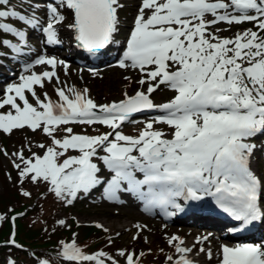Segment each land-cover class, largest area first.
<instances>
[{
  "label": "snow or ice",
  "instance_id": "6c2138e0",
  "mask_svg": "<svg viewBox=\"0 0 264 264\" xmlns=\"http://www.w3.org/2000/svg\"><path fill=\"white\" fill-rule=\"evenodd\" d=\"M124 8L122 0H19V7L0 0V61L25 58L15 81L0 82V110L8 109L0 111V132L11 135L27 128L50 139L36 145L42 155L30 151L31 143L26 145L27 156L25 147L12 153L0 149L17 171L19 194L32 199L33 192L24 185H43L39 198L51 195L54 202L71 207L81 194L102 187L106 201L124 204L122 194H132L143 202L144 212L154 215L159 208L165 217L185 212V202L212 197L238 222L233 231L264 221V170L254 163V141L264 135V0H140L117 61L121 69L140 73L139 87L104 104L96 103L87 88L66 92L58 70L68 74L71 69L66 60L49 54L48 47L67 41L91 56L103 55L121 43L117 37ZM13 20L16 23L9 22ZM245 24L251 27H242ZM233 27L240 30L222 35ZM37 66L39 71L34 70ZM124 79L132 82L128 76ZM48 83H54L57 101L47 91L43 99L38 94L37 87L43 90ZM161 88L174 95L156 103L152 97ZM148 110L160 115L143 121L134 135L121 130L134 114ZM74 126L110 131L96 127V134L76 133ZM7 176L11 181V173ZM8 211L14 215L0 214V223L14 224L24 215ZM55 223L71 227L66 219ZM89 226L109 232L98 221ZM133 227V241L151 243L143 235L150 231L148 225L137 222ZM162 227L171 250L165 254L159 249L164 264H201L202 255L210 264L211 234L196 236L189 244L185 237L169 234L167 224ZM16 236L13 230L0 246L26 252L31 264H143L152 253L151 248L89 253L78 243L77 233L70 242L60 240L56 248L37 251ZM105 243L114 244L111 235ZM216 256L219 264H264V242L222 243ZM7 264L17 261L9 257Z\"/></svg>",
  "mask_w": 264,
  "mask_h": 264
},
{
  "label": "rangeland",
  "instance_id": "374dc122",
  "mask_svg": "<svg viewBox=\"0 0 264 264\" xmlns=\"http://www.w3.org/2000/svg\"><path fill=\"white\" fill-rule=\"evenodd\" d=\"M12 4L16 5L19 7V0H11ZM122 2L125 4V8L122 10V13H120V18L122 21V30L119 35L120 38H122L125 34V19L128 17L129 13L131 12V7H133V3H135L133 0H122ZM12 23H16V21H9ZM221 27H226V25H221ZM242 27H251L249 24H245ZM239 27H233L231 32H223L222 35L224 36H231L233 35L234 32L239 31ZM5 38L8 39H13L15 42V38L6 35ZM33 41L35 40L34 38H31ZM64 46L68 47V43L65 42ZM125 47V46H124ZM123 47V48H124ZM56 48V47H55ZM122 48V49H123ZM121 49V50H122ZM9 49L5 48L3 51L7 52ZM121 50L119 52V58L121 55ZM65 53L66 50H61L58 49V54L57 55L59 58L64 59L67 61L69 64V67L71 69L70 73L66 74L64 70L61 68L58 70V75L60 77L61 81H64L65 83L63 84V87L65 88V91L67 92L68 88L74 87L77 90H82L84 88L89 89L88 95L98 104H104V103H110L114 100H119L123 98V92L128 91L129 94H132L136 88L139 87V85L136 83L138 79L140 78V73H138L135 70H128V69H121L120 67L116 66L117 63H107L104 66L100 67H86L84 65H80L76 63L72 59H67L65 58ZM118 58V59H119ZM25 59V58H24ZM6 62V67L10 68H18L22 67L21 64H18L16 61H11L9 58L3 59ZM11 65V66H9ZM93 70L96 73H99V75H93V72L90 71ZM34 70L39 71V67H36ZM9 74H11L9 72ZM20 72L18 73V75ZM8 75V74H7ZM125 76H128L131 78V83L126 81L124 79ZM18 76L14 77L17 78ZM11 78V77H10ZM16 80V79H14ZM2 86V84H0ZM47 91L49 97L53 101L58 100V96L54 91V83H48L46 85V88L41 90L37 87V92L40 94L41 98L43 99V92ZM28 95V98L30 102L35 103L34 98L31 97L30 94L26 93ZM174 93L172 91H169L168 89L161 88L158 90L154 95L153 99L156 103H162L168 100L170 97H172ZM8 109H2L0 111H7ZM160 115L159 112L153 111V110H148L144 111L142 113L134 114L131 118L130 121L125 122L122 126V131L126 134H131L134 135L136 134L137 130L143 127V121L152 119L156 116ZM99 127L100 132H107L110 131L106 127H100V126H93V127H88L87 129L80 127V126H74V131L76 133H80L82 131H87L89 134H96L95 128ZM158 127L164 128L165 131H167V127L163 125H159ZM60 135H63L61 132ZM8 137V139L1 140L3 137ZM0 149H6L8 153L15 152L19 150L21 147H25V155H30L28 153V148L26 145L31 143V150L32 151H37L41 155L43 154L42 150L37 148L36 145L39 143H45L48 144L50 143V139L45 136L43 133L40 131H37L33 133L31 130L25 128L24 130H15L11 135L4 134L0 132ZM24 141L22 144L21 142ZM257 144V152H256V160H255V167L264 170V135L263 136H258L255 141ZM69 154H77V153H69ZM12 163H11V158L6 157L3 152H0V174L4 171V173L7 176V173H11L12 180L14 179V173L11 171L12 169ZM14 168V167H13ZM17 173V171H16ZM104 175H107L105 172ZM9 181L8 176H7V181ZM31 184V183H30ZM32 186H35L31 184ZM36 188H45V186L41 185L40 187ZM4 189L2 181L0 179V192H2ZM40 193V191L38 192ZM37 193V194H38ZM102 189H98L97 191H91L89 194H81L80 198L77 199L74 203V206L69 207V209L65 210H58V219H66L68 221V224L71 225L73 222V217H76L80 223L86 224V225H91L94 222H100L105 225L109 229V232L107 235H111L114 244L109 247L107 246H100V247H93V248H86L89 245H92L89 243V240L86 239L81 242V239L83 238V231L79 227L74 232L72 235H70V238L66 239V242H70L74 237L73 234L77 233L78 234V243L84 248L85 251L87 252H93L99 249H104L105 251L109 253H114L116 249L119 248H127L130 242H136L131 239L132 235L135 233L136 229L133 227L134 224L137 222L145 224V220H147V217H151L149 214L144 213V217H133L129 218L127 216H118L117 214L120 213L122 210L125 211L126 208H121L119 206L114 205L112 202L106 203L103 200V197L101 195ZM122 198L125 199L123 196ZM33 199V198H32ZM34 200V199H33ZM42 206H47L45 208L46 210H49L50 205H57L59 206L60 204L58 202H54L53 197L51 195H48L47 199L42 200ZM61 206V205H60ZM40 209V205H38ZM9 209L6 210L8 213ZM51 212V211H50ZM49 213V212H48ZM34 214V213H32ZM26 218L28 220H32L31 214L28 215L27 217H17L15 223H14V230L18 232V229L20 228V224H22ZM151 222V225H148V228L150 231H146L143 235L148 236L149 240L151 241L150 244H146L141 238V243H140V248L138 250H134L136 252L140 251H146L148 248L152 249V253L149 255H146L145 258L143 259V264L145 263V260H151L155 256L157 252H159L160 248H164L166 254L169 253L171 250L169 246L166 244V242L163 240V225L167 224L168 228L167 231L169 234H171V229L172 226H177V223H170L166 222L161 219H156V221L152 222V220H148ZM75 223V222H74ZM119 232L120 235L116 236L115 233ZM183 236V235H181ZM184 237V236H183ZM217 238L220 239V237L216 236ZM186 240L190 241V244L192 243V237H185ZM220 241H222L220 239ZM210 245H212V241H209ZM220 246V245H219ZM219 246L214 250L213 254L216 255L217 252L219 251ZM130 250H133L132 247L128 248ZM213 255V256H214ZM156 262L150 263V264H155ZM157 264H164V260L162 262H159ZM201 264H208V262L203 261ZM219 264V260L218 263Z\"/></svg>",
  "mask_w": 264,
  "mask_h": 264
},
{
  "label": "trees",
  "instance_id": "16d2710c",
  "mask_svg": "<svg viewBox=\"0 0 264 264\" xmlns=\"http://www.w3.org/2000/svg\"><path fill=\"white\" fill-rule=\"evenodd\" d=\"M6 139H8L7 136L5 138L3 137L1 140L5 141ZM23 142L24 141H22L21 144ZM30 151L28 153H30ZM11 171L14 173V179L12 180V182L7 181V176L4 171L2 172V174H0V179L4 187L3 191L0 192V214L7 213L6 210L11 208L15 209V213H24L23 216L18 217H27L31 214L33 220L30 221L28 220V218H26V220L22 224H20L21 226L18 229L16 236L17 241L28 248L35 249L37 251H43L46 249L50 250L56 248L58 245V241H66V239L70 238V235H72L74 230H76L80 226H77L74 221L69 228L60 227L55 223V221L58 219V210L69 209V207L60 205L57 206L55 204L50 205L49 209L51 212L45 209L47 208V206L41 207L43 203L42 200L44 198H39L37 193L39 191L40 193L44 192L45 188L39 189L36 188V186H32L30 183L25 184L24 187L30 189L33 192L32 198L34 200L24 198L19 194L20 185L17 183L16 169L12 167ZM38 205H40V209ZM7 214L9 217L14 215L13 212H8ZM83 225V227H80L83 231V238L81 239V242L88 239L89 243L92 244L86 248L100 246L108 247V245L105 243L109 237L107 233L99 231L89 225ZM53 228L56 229L55 232L52 231ZM13 230L14 224L12 222L9 221L0 223V245H3L4 241L8 239ZM140 243L141 240L130 242L127 246V249L132 247L133 250L136 249L139 251ZM52 256H55L54 252L52 253ZM9 257L16 260L17 264H31V261L29 260L26 252L15 247L0 246V264H7V260ZM164 258V254H161L159 251L155 254L153 259L145 260V263L150 264L156 262L155 264H157L159 262H162Z\"/></svg>",
  "mask_w": 264,
  "mask_h": 264
},
{
  "label": "bare ground",
  "instance_id": "6f19581e",
  "mask_svg": "<svg viewBox=\"0 0 264 264\" xmlns=\"http://www.w3.org/2000/svg\"><path fill=\"white\" fill-rule=\"evenodd\" d=\"M133 1L135 3H133V5H132L133 7H131V12L129 13L128 17L125 19V25H124L125 34L122 38L119 39L121 41V43L119 45H117L118 50L126 42V37L129 33L131 27H132L133 19H134V16L136 15L137 7L140 3V0H133ZM120 13H122V10ZM67 43H68L67 48H69V44H71V43H69V42H67ZM49 47H50L52 52H56L55 48H53L51 46H49ZM66 58L76 60L78 58H81V56H79V54L77 52L68 51L66 53ZM110 59L111 58H107V57H105L104 59L102 58L99 61V64L104 66V64L108 63L110 61ZM0 63H2V65H3L2 67H0V82H2V84H7L8 82H6L4 75H7V74L9 76L16 75L18 73V71L15 70L14 68L12 69L10 67L9 68L6 67V62L4 60L0 61ZM9 66H11V65H9ZM9 72L11 74H9ZM100 188L102 189V187H97L93 191L95 192ZM123 196L125 197V199L124 198H122V199L124 201H126V203L116 204V203L112 202L116 206H119L121 208H126L125 211H127V212H124V210H122L117 215L118 216H127L129 218H133V217L137 218V216L138 217L139 216L144 217V213H146V212H144V210H143L144 206H143L142 202L138 199H132L129 196H127L126 194H122V197ZM103 200H104V202L109 203V201H106L104 198H103ZM154 210H155L156 214L151 215V217H147L148 219L145 220V222H144L146 225H151V222L148 221L149 219L152 220V222H154V221H156L157 218L161 217V210H157V209H154ZM197 215H200V214H197ZM205 221H206V219H204L202 221L201 220L186 221V219L180 218L178 220V223H177L179 225L172 226L171 232L177 233L179 235H183L184 237H186V236L192 237L191 238L192 241L194 240V238L196 236L203 237V236H207V235L211 234L210 241H212V245H210V246L212 248V251L214 252V250L221 244V241L219 238L216 237L215 230H212V228H210V226L207 225ZM187 242L190 244L189 240H187ZM198 259L200 260V262H203V261L208 262L207 257L203 256V255L200 256ZM217 263H218V258L216 255H214L210 264H217Z\"/></svg>",
  "mask_w": 264,
  "mask_h": 264
}]
</instances>
